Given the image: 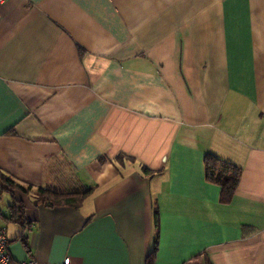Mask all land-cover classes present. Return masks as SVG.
<instances>
[{"label":"crops","instance_id":"1","mask_svg":"<svg viewBox=\"0 0 264 264\" xmlns=\"http://www.w3.org/2000/svg\"><path fill=\"white\" fill-rule=\"evenodd\" d=\"M206 153L241 169L228 202ZM0 169L32 187L0 185L14 260L264 264V0H5Z\"/></svg>","mask_w":264,"mask_h":264},{"label":"trees","instance_id":"2","mask_svg":"<svg viewBox=\"0 0 264 264\" xmlns=\"http://www.w3.org/2000/svg\"><path fill=\"white\" fill-rule=\"evenodd\" d=\"M204 168L205 177L209 182L215 183L220 187V200L222 202H228L231 198L238 180L240 177L241 169L229 162H226L211 153H206L204 156ZM144 172L149 173L147 169ZM0 185H4L6 189H19L24 192L29 191L32 187L30 185H22L14 181L4 171L0 169ZM92 191V188H88L83 191L73 192H60L51 190L48 188H37L35 192V203L43 204L45 206H72L79 207L84 198L88 196ZM9 214L7 217H3L4 220L19 222L22 225L26 224L24 215V204L17 200H12L8 205ZM156 247V241H154L153 253L149 254L146 264H152V256ZM202 264H210L207 260L202 261Z\"/></svg>","mask_w":264,"mask_h":264},{"label":"built area","instance_id":"3","mask_svg":"<svg viewBox=\"0 0 264 264\" xmlns=\"http://www.w3.org/2000/svg\"><path fill=\"white\" fill-rule=\"evenodd\" d=\"M5 0H0V5L4 3ZM9 239L5 234L3 229L0 230V264H42L34 258H28L24 260H14L10 256L9 250ZM56 264H70V258L65 257L61 262Z\"/></svg>","mask_w":264,"mask_h":264},{"label":"rangeland","instance_id":"4","mask_svg":"<svg viewBox=\"0 0 264 264\" xmlns=\"http://www.w3.org/2000/svg\"><path fill=\"white\" fill-rule=\"evenodd\" d=\"M34 193H35V192H34ZM202 263H203V262H202ZM202 263H201V264H202Z\"/></svg>","mask_w":264,"mask_h":264}]
</instances>
